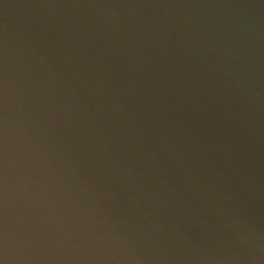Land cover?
Returning <instances> with one entry per match:
<instances>
[{"label":"clouds","instance_id":"9594fccd","mask_svg":"<svg viewBox=\"0 0 264 264\" xmlns=\"http://www.w3.org/2000/svg\"><path fill=\"white\" fill-rule=\"evenodd\" d=\"M0 264H264V0H0Z\"/></svg>","mask_w":264,"mask_h":264}]
</instances>
